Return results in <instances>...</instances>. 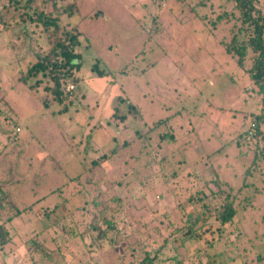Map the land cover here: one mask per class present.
<instances>
[{
	"label": "rangeland",
	"instance_id": "374dc122",
	"mask_svg": "<svg viewBox=\"0 0 264 264\" xmlns=\"http://www.w3.org/2000/svg\"><path fill=\"white\" fill-rule=\"evenodd\" d=\"M16 1L0 0V186L22 215L8 223L16 210L0 206L9 232L0 264H90L89 231L108 223L134 231L93 253L98 264H141L142 250L158 247L159 264L215 256L264 264V140L251 129L263 98L249 63L239 67L223 45L238 21L212 25L233 14L232 3L36 0L27 9ZM68 5L76 14H59L61 32L80 35L82 66L58 104L48 78L30 89L20 77L52 46L32 12ZM258 7L264 12V0ZM247 171L256 189L241 194ZM224 182L232 198L249 196L248 209L226 227L212 214L205 236L180 256L174 231L215 213L226 195L213 192Z\"/></svg>",
	"mask_w": 264,
	"mask_h": 264
},
{
	"label": "trees",
	"instance_id": "16d2710c",
	"mask_svg": "<svg viewBox=\"0 0 264 264\" xmlns=\"http://www.w3.org/2000/svg\"><path fill=\"white\" fill-rule=\"evenodd\" d=\"M12 1H14L15 4H19L16 0ZM229 2L233 5V14L223 13L219 15L217 20L213 21L212 25L215 28L217 27V23H225L234 18L235 21H238L239 26L233 32L232 39L229 42H223V45L226 51L236 60L239 67L244 69L245 65L249 63L247 72L252 79L255 91L258 90V93L262 95L264 105V12L258 7L259 0H229ZM34 3H36V0H26V8L32 9ZM59 14H67L69 17H73L76 14L74 5L64 7L61 13H57V15L56 12L42 11L38 13L36 10L30 15L32 22L41 25L48 35V38L52 40V46L51 49L47 50L44 54L37 55V60L27 69L26 73L20 77V82L29 86L30 89H38L42 84V79H37L33 83L32 79L38 78L39 75L48 78L54 84V87H46L45 89L54 94L58 104H63L64 97L66 96L63 90L65 86L64 82L68 80V78H72L74 71H80L82 56L75 51L76 47L80 45V35L78 33H73L71 30H63L61 32L62 20ZM234 26L236 27V25ZM98 72L101 75L103 74L102 71ZM44 104L45 107H49L48 103ZM129 108L131 111L135 110L132 104L129 105ZM67 110L68 107H65L59 111V113L63 114ZM262 125H264V111H262L261 115L256 116L255 123L252 125V136L254 138H262L264 140ZM108 158L109 156L103 154L100 159L94 160L92 165L98 166L102 160ZM249 172L250 171H247L243 178L244 187L239 189L241 190V194L252 188L256 189V185H254L253 181L249 182V178L251 177V173ZM217 185L218 191H214L213 194L217 195L218 192L224 190L226 198L216 205L215 213L208 212L205 218L197 217L193 221L191 218H188L187 226L178 228L174 231L175 235H181V237L176 238L177 243H175L176 250L180 256L181 254H189L191 251V244L201 241L205 236L207 232L206 224L212 217V214L215 215V220L218 221L221 226L226 227L233 223L234 219L241 214V211H246L248 209L247 202L251 201L249 196L244 200L239 199L241 194L236 198H232L233 188L231 186H228L225 182L218 183ZM225 188H227V191ZM242 189H245V191L243 192ZM200 200L201 198L198 201ZM34 204L36 203L31 204L30 208H32ZM6 205L16 210L15 215L8 218V223L22 215V210L15 204L13 205L9 199L8 191L0 186V206ZM133 231L132 224L125 226L122 230L116 225L109 223L107 229L102 228V226L98 224L92 225L89 231L92 233V243L87 246L89 263L98 264V256H93V253L104 251V249L108 247L109 242L113 245L127 240L133 235ZM110 232H112L111 239H109ZM8 236L9 232L6 229V222H3L0 224L1 248L8 243ZM161 251L162 248L159 249L158 247L153 255L148 249H143L142 252L144 257L141 264H159V254ZM208 262L209 264H223L218 256L209 259Z\"/></svg>",
	"mask_w": 264,
	"mask_h": 264
}]
</instances>
